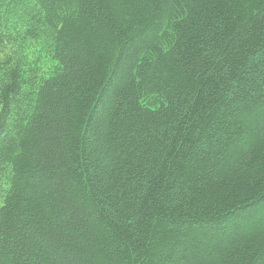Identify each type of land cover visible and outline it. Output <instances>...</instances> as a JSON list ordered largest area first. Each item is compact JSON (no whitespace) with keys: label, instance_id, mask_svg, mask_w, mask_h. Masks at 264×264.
Instances as JSON below:
<instances>
[{"label":"trees","instance_id":"obj_1","mask_svg":"<svg viewBox=\"0 0 264 264\" xmlns=\"http://www.w3.org/2000/svg\"><path fill=\"white\" fill-rule=\"evenodd\" d=\"M8 1L56 39L0 20V264H264V0Z\"/></svg>","mask_w":264,"mask_h":264},{"label":"rangeland","instance_id":"obj_2","mask_svg":"<svg viewBox=\"0 0 264 264\" xmlns=\"http://www.w3.org/2000/svg\"><path fill=\"white\" fill-rule=\"evenodd\" d=\"M2 1L9 2L8 0ZM27 4L30 3L27 2ZM19 11L17 8L18 15L16 16L8 13L7 7L0 5V20L3 19L8 23L7 29H3L8 38H5L4 47L1 50L18 59L23 71L34 81L40 77L49 76L53 72L55 63L53 49L56 37L43 24L44 16H41L38 11L26 10L29 14L31 13L30 17H18L19 13H22ZM148 101L144 97V103L148 104ZM3 186V181H0V187L3 188Z\"/></svg>","mask_w":264,"mask_h":264}]
</instances>
